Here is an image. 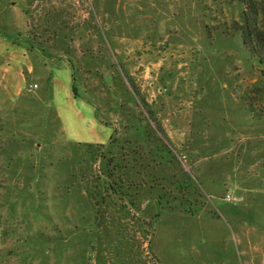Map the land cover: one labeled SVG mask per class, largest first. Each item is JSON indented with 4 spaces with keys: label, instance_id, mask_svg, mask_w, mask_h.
Instances as JSON below:
<instances>
[{
    "label": "rangeland",
    "instance_id": "obj_1",
    "mask_svg": "<svg viewBox=\"0 0 264 264\" xmlns=\"http://www.w3.org/2000/svg\"><path fill=\"white\" fill-rule=\"evenodd\" d=\"M244 8L0 0V264H264Z\"/></svg>",
    "mask_w": 264,
    "mask_h": 264
},
{
    "label": "trees",
    "instance_id": "obj_2",
    "mask_svg": "<svg viewBox=\"0 0 264 264\" xmlns=\"http://www.w3.org/2000/svg\"><path fill=\"white\" fill-rule=\"evenodd\" d=\"M245 8L242 10V42L260 66L264 77V0H242ZM258 117H264V110L253 112ZM157 214H155V217Z\"/></svg>",
    "mask_w": 264,
    "mask_h": 264
},
{
    "label": "built area",
    "instance_id": "obj_3",
    "mask_svg": "<svg viewBox=\"0 0 264 264\" xmlns=\"http://www.w3.org/2000/svg\"><path fill=\"white\" fill-rule=\"evenodd\" d=\"M33 86H35V84ZM225 199L228 201H233L234 198L232 196H230L229 194H226Z\"/></svg>",
    "mask_w": 264,
    "mask_h": 264
}]
</instances>
